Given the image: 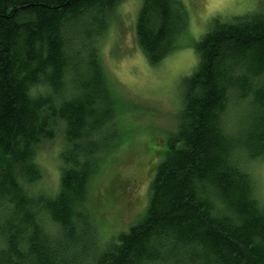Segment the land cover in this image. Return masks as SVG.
Returning <instances> with one entry per match:
<instances>
[{
  "label": "trees",
  "instance_id": "16d2710c",
  "mask_svg": "<svg viewBox=\"0 0 264 264\" xmlns=\"http://www.w3.org/2000/svg\"><path fill=\"white\" fill-rule=\"evenodd\" d=\"M117 1L0 0V264H264V205L245 161L264 155V10L212 18L154 152L144 214L112 231L90 191L105 180V203L123 186L108 173L117 113L97 54ZM186 20L175 0H142L135 36L149 64ZM58 124V187L34 193L36 147Z\"/></svg>",
  "mask_w": 264,
  "mask_h": 264
},
{
  "label": "rangeland",
  "instance_id": "374dc122",
  "mask_svg": "<svg viewBox=\"0 0 264 264\" xmlns=\"http://www.w3.org/2000/svg\"><path fill=\"white\" fill-rule=\"evenodd\" d=\"M175 1L186 11V25L172 50L154 64L147 62L136 42L135 23L142 0H118L113 11L102 17L108 21L98 39L97 54L109 86L108 96L115 97L114 102L109 99L108 103L113 113H117L114 136L117 149L107 154L108 173L123 186L113 192L115 196L109 197L107 204L98 199H102L101 190L106 182L101 179L103 183L97 186L96 180L95 185H91L90 197L95 204H102L100 215L107 218L105 227L112 231L127 230L144 214L148 179L158 159L154 152L164 149L165 137L174 130L181 107L183 78L198 60L194 46L211 28L212 18L224 17V20L264 10V0ZM234 110L230 117L233 128L240 125L241 115L239 107ZM57 126L52 138L36 147L34 161L41 178L32 186L34 193L53 194L58 187L61 167L58 156L65 142L62 126ZM122 146L126 148L119 151ZM245 161L264 205V155ZM101 227L102 223L101 238H108V233Z\"/></svg>",
  "mask_w": 264,
  "mask_h": 264
}]
</instances>
